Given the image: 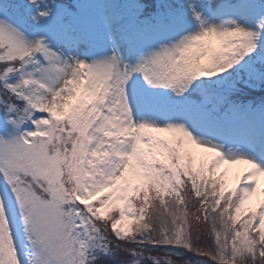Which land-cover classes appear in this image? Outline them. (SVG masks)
Instances as JSON below:
<instances>
[{
  "label": "snow or ice",
  "instance_id": "1",
  "mask_svg": "<svg viewBox=\"0 0 264 264\" xmlns=\"http://www.w3.org/2000/svg\"><path fill=\"white\" fill-rule=\"evenodd\" d=\"M0 264H264V0H0Z\"/></svg>",
  "mask_w": 264,
  "mask_h": 264
}]
</instances>
